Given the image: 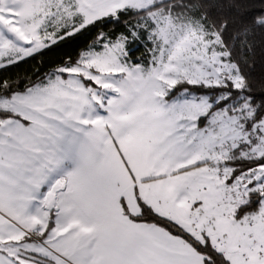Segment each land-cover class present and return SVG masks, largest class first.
<instances>
[{
  "label": "snow or ice",
  "instance_id": "obj_1",
  "mask_svg": "<svg viewBox=\"0 0 264 264\" xmlns=\"http://www.w3.org/2000/svg\"><path fill=\"white\" fill-rule=\"evenodd\" d=\"M94 31L0 80V264H264V0H0V69Z\"/></svg>",
  "mask_w": 264,
  "mask_h": 264
},
{
  "label": "trees",
  "instance_id": "obj_2",
  "mask_svg": "<svg viewBox=\"0 0 264 264\" xmlns=\"http://www.w3.org/2000/svg\"><path fill=\"white\" fill-rule=\"evenodd\" d=\"M208 2L211 3L213 0H208ZM124 28L125 24L122 21L119 24L109 23L102 29H97V31L102 30L106 33L119 34L124 31ZM97 31L65 40L58 45L52 46L50 49L44 50L42 54L12 65L7 70L0 69V80L12 79L22 81L25 77H34L36 74H44L50 71L63 59L67 57L75 58L79 51L95 38ZM254 42L255 52L252 57L254 67L251 70V75L257 92H260L264 89V37L257 34L254 37ZM137 47L140 49L136 53L137 56H140L142 53L147 54L144 50L143 42L138 44Z\"/></svg>",
  "mask_w": 264,
  "mask_h": 264
}]
</instances>
